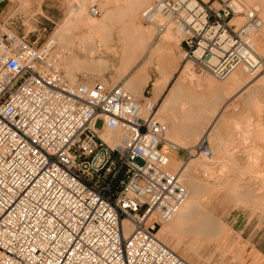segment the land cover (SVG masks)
Instances as JSON below:
<instances>
[{
    "label": "built area",
    "instance_id": "2783aa9c",
    "mask_svg": "<svg viewBox=\"0 0 264 264\" xmlns=\"http://www.w3.org/2000/svg\"><path fill=\"white\" fill-rule=\"evenodd\" d=\"M234 14L225 0H154L142 18L175 16L185 60L222 80L253 53L242 35L260 25L255 8L240 26ZM14 23L0 17V264H191L155 231L187 193L169 154L209 153L207 141L187 149L168 140L165 124L143 116L119 84L70 82L55 46ZM105 131L122 140L106 143Z\"/></svg>",
    "mask_w": 264,
    "mask_h": 264
},
{
    "label": "rangeland",
    "instance_id": "374dc122",
    "mask_svg": "<svg viewBox=\"0 0 264 264\" xmlns=\"http://www.w3.org/2000/svg\"><path fill=\"white\" fill-rule=\"evenodd\" d=\"M43 1L44 0H40V2L38 3V2H33V0L30 1L28 0V3L25 2L26 3L25 5L24 3L20 4L18 0H4L3 2L0 3V8L7 7V13L6 16H4V18L7 16L13 18L15 22L14 25L17 27V29L20 32H24L25 34L28 33L29 39L31 40L37 39L38 44L44 43L47 39L49 40L50 38H52V36L55 37L56 35H58L61 32L60 30H62L61 27L69 28V31L71 32L73 37H75L77 35L78 23L74 20L68 21V17L70 15V12H72L75 8L76 0H54V4L60 9V11L56 12V17L54 18L56 24L50 23V21L46 18L45 13L42 11L41 6L43 4ZM153 1L154 0H150L149 5H147V7L143 9V12L151 6ZM200 1L207 2L208 4H211V6L213 7H218V3L221 2V0H197V2ZM79 2L80 3L84 2L85 5L84 4L83 5L84 7L86 6L85 12L87 11L86 12L87 15H90L89 6L91 4L96 5L98 10L100 11L99 15L98 16L90 15V16L93 17L94 19L97 18L99 19L103 16L106 10L115 9L116 5L118 4L114 2H119V1L115 0L113 2V0H80ZM120 2L123 3L122 1ZM225 2H230V0H225ZM237 2L238 0H232L231 4L233 6H236ZM32 3H34V5H32ZM38 4L40 5V7L38 6ZM240 6L241 5H238L235 8L242 13L234 14L235 17L233 16L234 19H232L231 21L236 26L245 24L246 21L243 12L245 11V8L243 6L241 7ZM249 7L252 6H247L246 8ZM259 15L260 14L258 13L260 25L253 26L254 27L253 30L255 32L252 30L249 35L250 37L248 35L247 36L242 35L243 36L242 38L243 41L245 42L247 40L254 39V41L257 42L258 44V42L260 41L259 45H261L262 42L261 47H263L264 17ZM239 17L241 19H239ZM236 18L238 19L236 20ZM162 19L163 21H165L166 18H162ZM119 22L120 21L117 22L115 21L114 22L115 24L113 23V25L116 26ZM155 22H156V18H155ZM139 24L140 25L142 24L143 25V26L141 25L142 27L150 28L151 39L149 40L150 42L148 41L147 43L150 45L149 49L147 45V48H145L142 51V53H139L140 55L137 53L136 55L137 59L135 58L136 60H134L135 62L133 61L132 63L131 61H129L127 63L128 67L125 66V69L123 67H120L119 65L120 44L117 41V36L115 37L116 35L115 32L117 31V26H116V29L114 28L116 31L115 30H114L115 32L113 31L114 32L113 38L112 41L108 44L109 46L108 45L105 46L101 44L103 47L100 45L98 48L99 52L95 55V58L104 59L107 62V64L104 65V67L100 68L99 70H96L94 72L91 71L92 73L90 71L86 72V70L84 71V69H79V70L75 69L74 75L76 77V81L74 82L91 83V82L99 81L106 85L119 84L124 88V84H126L124 81H126L129 74L133 72L135 66L141 64L145 69V75L141 76V78H139L137 82L134 83V88L131 91L125 88L124 89L129 93H131L134 96V98L140 103L141 106L142 104H145L147 102L145 101L146 98H149L152 102H154V112H155L154 118L165 124L167 128L166 137L170 141L178 145L180 144L179 146L182 148L183 147L189 148V146L191 147L194 144H196L199 141V138L202 136L201 137L202 140L200 142L203 143L204 141H207L210 151L213 148H216V145H218L220 141L223 142V144L225 145L229 143L228 145L225 146L227 147V149H229L228 152L224 151L226 152V154H224V152H222L221 154L229 157L228 153L231 154L232 152L233 154H231L230 157H233L234 159L236 157L237 160L239 157L240 159L239 164L241 165V167H244L245 164L247 163L246 158L248 160L249 156L251 155V152H253L251 151V149H253L255 145L260 144L257 141L259 138L257 134L260 135V133H258L259 131L256 130L255 126L261 122L264 123V84H262L264 82L260 84L259 81L256 79H259L258 77H260V75L262 74L264 75V71L263 70L258 71L259 69L254 71L252 70V68L249 67L248 64L246 63L240 64L243 67H245L246 72L245 71L244 72L245 75L247 74V78L250 76L249 77V79H251L250 82L240 86V88L236 90V92L234 90L232 92L230 91L231 90L230 89L229 92L230 94H232V96H229L230 99L229 98L227 99L226 96L222 97L221 95L218 94L217 98L219 102L218 101L211 102L208 98L212 95V92L210 91V89H206V86L202 85L203 79L207 77L215 82L216 84L215 86H220L227 81V78H229L230 74L223 80L219 81L213 78L212 76H210V74L208 73H200L196 71L193 68V66L190 64L192 66L191 68H193L194 70L193 72L194 73L196 72V75L192 73L180 75V70L185 64H187L188 60H185V58L183 57L182 46L177 45L173 49L174 52H172L171 60H169L170 62L171 61L172 62L170 63L169 61L167 62L165 61V69H166L165 73H168L170 75L168 78H165L164 74L160 73L161 65L164 63L163 58L159 56L158 53L153 52L151 51L152 49H150L151 46H153L156 42H159V40H161V37L164 34L165 30L159 33L155 24L145 22L142 17L139 21ZM51 26L53 28L49 29V27ZM43 28H45V30H43ZM49 31H51L52 34L49 35L48 33ZM260 31L263 33L261 34ZM174 32L176 33V30H174ZM254 33H257L258 36ZM184 35H185L184 33L180 35V40L181 38H183ZM251 35L252 36L256 35V36H254L255 38L254 37L252 38ZM261 36L263 37L260 38ZM71 43L72 44L66 43L69 45V46L67 45L69 50L70 49L73 50V46L77 43V40L74 38V40H71ZM67 46L61 49H59L61 46H55L56 48L53 51V53H55L56 55L57 53L58 54L62 53L59 60L60 66L64 72L65 77L70 81L68 76V69H67L69 67L68 66L69 59L65 57V54L63 53L65 52V50H68ZM109 47H113L114 49L113 48L111 49ZM255 48L256 47L254 46L253 48L254 51L252 53L254 58L255 59L260 58L262 61H264V51ZM74 51L76 52V55L77 57H79V59H83V58L87 59L83 53L81 54L79 51L75 49ZM134 64L135 66H133ZM147 73L150 76L149 81H148L149 76H147L148 75ZM182 76L183 78L182 80H180V77ZM193 85L194 87H197L198 91L195 90L196 88H194ZM142 87L144 88L142 89ZM153 88L154 90L156 88L159 89V97L157 96L158 98L153 97L154 96L152 94ZM169 91H171L172 93L174 92V94L177 95L176 99L174 102L169 104L168 108L163 113H160L159 110L157 109L163 103L164 98ZM226 100L229 101V104L225 106L224 110H222L221 112L223 113V115L225 113L224 115L225 119H223L221 116L222 114L217 115V111L221 110L222 108L220 103ZM204 102H206L207 104L205 105ZM186 110L187 112H185ZM173 117H177V118L182 117L181 119L183 120L184 118H189V120L191 119L192 120L191 124L190 123L187 124L189 121H184L186 124H183L182 127L180 128L185 129L186 127H191V128L193 127V129L196 130L195 135L194 136L190 135L187 138H181L180 136L187 133L186 131H183V129L180 131H175V130L171 131L170 127L172 123L170 121L173 119ZM256 122L258 123L256 124ZM97 125H100V123H97ZM231 125L233 127H231ZM256 127L258 128V126ZM208 128L210 129L211 131L210 133L212 134L214 133L213 131L217 132V138L214 139L213 141L212 138H210V136L206 137L204 135V132L208 131L207 130ZM241 129L242 130L247 129L244 132L246 133L245 135H243V131ZM250 142H252L253 144H251ZM246 149L248 153L245 152ZM254 149L257 148L255 147ZM263 152L264 150L262 152L259 151L258 154L256 153L257 154L256 156L261 158V156L264 155ZM191 154H193V151H191ZM221 154L219 153V156H223ZM170 156L178 159L182 163L183 162L188 163L190 159L189 157H186L185 152L183 150H179L175 154H170L168 157ZM236 162H239V160ZM255 167L256 169L253 167L254 168L253 170L251 167H250L251 169L247 168L248 170L247 175L242 176L243 178L241 177V182L243 180L241 188L242 187L243 188L242 190L239 188L240 191L237 193L236 196L237 198L232 197L233 195L230 194L231 192L230 190H228V186L226 187V185L224 187L222 186L223 187V188L221 187L222 189L220 187H219L220 189L218 187L216 188V185L212 180L213 178L212 179L208 178L207 180V177L209 176L207 175H206L207 177L204 176L205 174L203 173V171L192 170V172L189 173V175L201 179V180L199 179L200 188L202 190L201 195H203L201 204H203L204 207H207L210 211H212L214 215L220 218L228 227V228L226 227L227 229H225L224 234L226 236L231 234V236H229L230 237L229 244L226 250L222 251L215 244L205 243L202 248L195 249L193 251L192 249H194L196 245L192 243L196 240L195 239L196 236L194 237L192 236L193 237L192 239L190 237L183 236L182 241L179 242H177L176 239L172 237H167L165 234H158L157 237L170 249L177 252L181 257H183L191 264H264V202H263L264 197L263 199H260V197L264 195H262L263 193L258 192L259 188L256 189L257 187L260 186L258 183L264 179V163L262 164V166L260 165L258 169L257 166ZM213 169L215 171L213 175L217 174L218 173L217 170H219V165L215 163ZM236 172L239 173V171ZM252 176H253V181L251 182L249 180L250 182L249 183L248 179H250L251 177L252 180ZM120 177L121 176L117 178V182L120 179ZM185 177H186L185 174H182L181 176L179 175L180 178L179 180L184 186L186 185ZM259 177L261 179H259ZM256 179H258L259 182L256 181ZM246 180L248 183L245 182ZM253 183L254 185H252ZM226 190L230 193H228ZM191 245H195V246L191 247Z\"/></svg>",
    "mask_w": 264,
    "mask_h": 264
},
{
    "label": "bare ground",
    "instance_id": "6f19581e",
    "mask_svg": "<svg viewBox=\"0 0 264 264\" xmlns=\"http://www.w3.org/2000/svg\"><path fill=\"white\" fill-rule=\"evenodd\" d=\"M18 1L20 4L24 3L26 5L25 2L28 3V0H18ZM79 1L80 0L75 1V8L72 12H70V15L68 17V21L74 20L78 23L77 35L75 37H73V35L69 31V28L61 27L62 28V30H60L61 32L59 31L60 33L58 35H56L55 37L52 36V38L49 39L50 43L53 44L54 46H61L59 49L65 48L69 43L72 44L71 40H74V38L77 40V43L73 46V50H71V49L69 50V48H68L69 45H68L67 46L68 50L64 49L65 52H63L65 54V57H67L69 59V61H68L69 67L68 68L66 66L65 67L68 69V76H69L70 82L73 83L74 81H76V77L74 75L75 69H77V70L84 69V71L86 70V72L87 71L94 72V71L99 70L100 68L104 67V65L107 64V62L104 59L95 58V55L99 52L98 48L101 44L107 46L112 41L113 33L116 31L115 30L116 26H117V31L115 32L116 35L115 34L114 35H115V37L117 36V41L120 44V47H119V50H120V54H119L120 64L119 65H120V67H123L125 69V66L128 67L127 63L129 61H131L133 63V61L137 59L136 58L137 53L138 54L142 53V51L145 48H147V45H148V49H149L150 45L147 43L151 39L150 28L149 27H142L143 25L141 24L142 25L141 26L139 24V21H140L141 17L143 16V13L145 12V11L143 12V9H145L147 7V5H149L150 0H118L119 2L120 1L123 2V3L120 2L121 4L119 2H114L115 0H113L114 3L118 4V5H116V8L106 10V12L103 14V16L99 19L98 18L94 19L93 17H91L92 16L91 14H90L91 16L87 15L86 14L87 11L85 12L86 6L84 7V5H85L84 2L80 3ZM231 1L232 0H230V5L235 10L236 14L242 13L235 8L236 6L241 5L245 8V11H243L244 15L248 9L246 7L252 6L258 11V13L261 16L264 17V0H238V2L236 3V6H233L231 4ZM33 2L39 3L40 0H33ZM233 4H235V3H233ZM32 5H34V3H32ZM28 6H29V4H28ZM38 6L40 7L39 4H38ZM155 18H156L155 24L163 23L165 25V32L162 35L161 40H159V42H156L153 46H151L150 49H152L151 51L158 53L159 56H161L163 58L164 63L161 65L160 73L164 74L165 78H168L170 75L168 73H165V71H166L165 61L167 62V61L171 60L172 52H174L173 49L177 45L180 44V41H181L180 35H182V31L176 30V33L174 32V30H175L174 28L176 26L175 25V21H176L175 16L162 17L160 15H156ZM162 18H166L165 21H163ZM245 18H246V15H245ZM232 19H234V18H232ZM237 19L238 18H236V20ZM239 19H241V18L239 17ZM115 21L116 22L120 21L118 23L120 27L118 26V24L116 26L113 25V23ZM263 22H264V20H263ZM247 29L249 32H251L254 29V27L251 25H248ZM172 30H173V32H172ZM262 33L263 32H261V34ZM254 34L257 35V33H254ZM261 34H259V35H261ZM256 35H253V36L251 35V36L253 38ZM263 36H264V34H263ZM263 36H261L260 38H262ZM249 39H251V38H249ZM257 41H258V39H257ZM66 43H68V44H66ZM249 43L253 48L255 46L258 50L264 51V45H263V47H261L262 42H261V45H259L260 41L257 44V42H255L254 39H251L249 41ZM65 44H66V46H65ZM55 48H54V50H55ZM105 48H107V47H105ZM109 48L112 49L113 47H109ZM74 49L79 51L81 54L83 53L87 59H84V58L79 59V57H77ZM61 54L62 53H59L58 55L61 56ZM182 54H183V51H182ZM243 55H244L246 60H245V62H242L241 64L246 63L249 65V63L253 64L256 61L254 56L249 52H246V53L243 52ZM188 62H190V61H187V64H185L182 67V69L180 70V75L181 74L185 75V74H189V73L196 75V72L194 73L193 68H191L192 67L191 62L190 63H188ZM133 66H135V64ZM258 69H259L258 71H260V70L264 71V68L258 67ZM244 71L246 72L245 67H243L240 64L237 65L233 69V71L230 72V75H229V78H227V81L224 82V84H222L220 86H215L216 84L214 81L205 77L203 79L202 85L206 86V89H210V91L212 92V95L211 96L209 95L210 97L208 99L211 102H215V101L219 102V100L217 98L218 94L221 95L222 97L226 96L227 99L229 98V96H232V94H230V92H229L230 89H231L230 91L233 92V90H234L236 92V90H238L240 88V86L247 84L251 80V79H249L250 76L247 78V74L245 75ZM144 75H145V69H144L143 65L140 64L138 66H135L133 72L130 73L127 80L124 81L126 83V84H124V88L131 91L134 88V83H136L137 80L139 78H141V76H144ZM262 75H260V77H258L259 79H256L259 81L260 84L262 82H264V75L263 76ZM210 76L215 78L212 74H210ZM182 78H183V76L180 77V80H182ZM216 80H218V79H216ZM182 84H183V82H182ZM262 84H264V83H262ZM193 87H194V85H193ZM194 88H196L195 90L198 91L197 87H194ZM225 90H227V91H225ZM153 95H154L153 96L154 98H156L158 96V88H156L154 90ZM176 96L177 95H175L174 92L172 93L171 91H169L168 94L165 96L163 103L158 107L157 110H159L160 113H163L168 108L169 104H171L172 102L175 101ZM145 101H147V102L145 104H142V106L137 101L139 106H140V113L143 116H145V115H148L149 113L152 112V113H154V116H155L154 102H152L149 98H146ZM204 104L206 105L207 103L204 102ZM220 104H221L222 108H221V110L217 111V115L222 114L221 115L222 118L225 119V117H224L225 113L223 115V113H221V112H222V110H224L225 106H227L229 104V101L226 100ZM181 105H182V103H181ZM185 112H187V110ZM181 118L173 117V119L170 122L173 124V126H175V128H178V129H180V127H182L183 124H186L184 121H189L187 124H189V123L191 124V122H192V120L191 119L189 120V118H184V120ZM257 123L258 122H256V124ZM185 126H187V125H185ZM256 126H258V128ZM256 126H255L256 130L259 131L258 133H260V135L257 134L259 136V138H258V140L257 139L256 140L260 144L255 145V147L257 149H254L255 147H253L254 150L251 149V151H253V152L249 151V152H251V155L249 156L248 160L246 158L247 163L245 162L246 164L244 167H241V165L239 164L240 163L239 157H238L239 162H236V161H238L236 157H235V159L233 157H230L231 154H233L231 151H230L231 154L228 153L229 157L221 154L222 152H224V151L228 152V150H229V149H227V147H225L229 143H227L225 145L221 141L218 145H216V148H213L209 153H204L202 151H199L195 155L189 157L190 158L189 162L186 161L188 163H184V162L182 163L178 159L171 157V156L168 157V169L171 172L176 173V175L178 177H179V175L181 176L182 174L186 175V177H185V179H186L185 188H187L186 189L187 193H186V196H185L183 203L179 206L176 213L169 220L163 221L160 223V226L155 231L156 236L158 234H165L167 237H172V238L176 239L177 242L182 241L183 236L190 237L191 239L194 236H196V238H195L196 240L192 243V244H195L196 246L191 245V247L192 246L196 247V248L194 247V249H192L193 251L195 249L202 248L205 243L215 244L222 251L226 250V248L228 247V244H229V239H230L229 236H231V234L228 236H226L224 234L225 229H227L228 227L225 225V223L220 218L215 216L212 211H210L207 207H204L203 204H201L203 195H201L202 190L200 188V181H199L200 178L198 179L197 177H193V176L189 175V173L192 172V170L203 171V173L205 174L204 176H206V175L209 176V177L206 176L207 180H208V178H211V179L213 178L212 180L215 183L216 188L217 187L221 188L222 186L224 187L226 185V187L228 186V190H230L231 193L228 192L227 190L226 191L228 193L232 194L233 198L236 197L237 193L240 191V189L242 190V188H243V187L241 188L242 182H243V180L241 182V177L247 175V172H248L247 168L251 167L253 170L254 168L256 169L255 166H257V169H258L259 166L260 165L262 166V164L264 163L263 162L264 161L263 160L264 155L261 156V158L256 156L259 153V151L262 152L264 150V145H263L264 144V123L261 122ZM231 127H233V126L231 125ZM188 128H191V127H186L185 129H188ZM166 130H167V128H166ZM207 130L208 131L204 132V135L206 137L210 136V138H212V141L217 138V132L216 131H213L214 133L212 134V133H210L211 131L209 128ZM246 130L247 129L242 130L243 135L246 134V133H244ZM100 137L103 141H105L106 143H108L110 145L116 144L122 140V135L117 131L116 132H113V131L102 132L100 134ZM201 137L199 138L198 143H201L200 142L202 140ZM251 141H252V139H251ZM229 142H230V140H229ZM250 143L253 144L252 142H250ZM230 145H232V144H230ZM189 148H190V146H189ZM189 148H187V149H189ZM247 149L245 150L246 153H248ZM226 152H224V154H226ZM219 153L223 156H219ZM171 154H173V153H171ZM263 154H264V152H263ZM215 163H217L219 165V170H217L218 171L217 174L213 175V173H215V171L213 169V166L215 165ZM236 171H239V173ZM193 173H194V171H193ZM250 173H249V175H250ZM248 178H249V176H248ZM254 179H255V177H254ZM259 179H261V178L259 177ZM249 180L252 182L253 176H252V180H251V177H250V179H248V182H249ZM256 181L259 182L258 179H256ZM245 182L248 183L247 180ZM258 184L260 186L257 187L256 189L259 188L258 192H261V193H263L262 195H264V179L262 181H260ZM252 185H254V183ZM243 186H244V184H243ZM255 186H257V185H255ZM212 189H213V187H212ZM263 197L264 196L260 197V199H263ZM124 225L128 226V223L125 221ZM230 233H231V231H230ZM237 239H239V238H237ZM197 240H200V241H197ZM196 243H198V244H196Z\"/></svg>",
    "mask_w": 264,
    "mask_h": 264
},
{
    "label": "crops",
    "instance_id": "0c3cea01",
    "mask_svg": "<svg viewBox=\"0 0 264 264\" xmlns=\"http://www.w3.org/2000/svg\"><path fill=\"white\" fill-rule=\"evenodd\" d=\"M41 8H42V11L45 13L46 18L50 21V23L56 24L54 18L56 17V12L57 11H60V9L54 4V0H44ZM6 13H7V7L0 8V17L1 18H4V16H6ZM51 28H53V27L52 26L49 27V29H51ZM43 30H45V28H43ZM48 33H49V35L52 34L51 31H49ZM147 76H149V74ZM149 80H150V76H149L148 81ZM148 81H147V83H148ZM147 83H146V85H147ZM144 87H142V89ZM152 94H154V88L152 89ZM158 97H159V89H158ZM170 129H171V131L172 130L180 131L182 129H183V131H186L187 133L181 135L180 136L181 138H187L190 135L194 136L195 135V132H196V130L193 129V127L192 128H188V129H184V128L178 129V128H175V126H173V124H171ZM189 131H191V132H189Z\"/></svg>",
    "mask_w": 264,
    "mask_h": 264
}]
</instances>
